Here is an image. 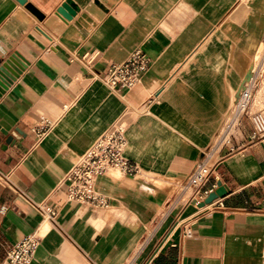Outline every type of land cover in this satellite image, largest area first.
I'll list each match as a JSON object with an SVG mask.
<instances>
[{
	"label": "crops",
	"instance_id": "obj_1",
	"mask_svg": "<svg viewBox=\"0 0 264 264\" xmlns=\"http://www.w3.org/2000/svg\"><path fill=\"white\" fill-rule=\"evenodd\" d=\"M66 1L0 0V65L24 64L0 93V171L27 194L0 182V264L37 228L31 264H264V137L244 116L217 145L264 40V0H72L69 19ZM135 49L150 68L111 88L109 66ZM250 110L264 112V78ZM118 120L140 172L98 178L107 207L67 202L59 180ZM202 161L226 192L204 206L184 188ZM44 201L60 204L55 221Z\"/></svg>",
	"mask_w": 264,
	"mask_h": 264
},
{
	"label": "built area",
	"instance_id": "obj_2",
	"mask_svg": "<svg viewBox=\"0 0 264 264\" xmlns=\"http://www.w3.org/2000/svg\"><path fill=\"white\" fill-rule=\"evenodd\" d=\"M150 66V57L142 49H135L125 60L113 62L109 66L106 83L114 89L129 90L142 81ZM263 78L264 40L255 56L250 75L235 99L236 105L227 117L226 127L217 140V145L230 141L233 128L244 116H248L252 122V137L254 139L264 137V112L250 110L254 89ZM51 127L52 123L49 120H42L36 126L37 136L44 137ZM127 145L126 124L123 120H118L78 157L71 169L59 180L56 190L64 194L67 202L79 208L94 210L107 207L109 197L98 189V178L111 171L128 175L140 172L139 165L125 154ZM212 173V166L202 161L187 178L184 188L192 189V199L196 205L203 202L215 190L216 184L208 185ZM0 182L12 188L19 195L27 197L26 192L11 179L9 174L0 171ZM34 207L42 219L47 221H55L60 210V204L55 201L35 203ZM192 234V229L187 228L186 236H192ZM44 236L45 231L37 228L23 237L9 250L3 264H31Z\"/></svg>",
	"mask_w": 264,
	"mask_h": 264
},
{
	"label": "water",
	"instance_id": "obj_3",
	"mask_svg": "<svg viewBox=\"0 0 264 264\" xmlns=\"http://www.w3.org/2000/svg\"><path fill=\"white\" fill-rule=\"evenodd\" d=\"M76 10V4L72 0H67L64 4H62V6L58 8V13L69 19L75 14ZM23 68L24 64L14 56L13 58H9L0 65V93L1 89H7L8 83L14 81ZM249 75L250 73L248 74L247 78L249 77ZM225 194L226 192L224 190V187L219 184V186L213 192H211L203 202L200 203V206L211 203L215 199L222 197Z\"/></svg>",
	"mask_w": 264,
	"mask_h": 264
},
{
	"label": "bare ground",
	"instance_id": "obj_4",
	"mask_svg": "<svg viewBox=\"0 0 264 264\" xmlns=\"http://www.w3.org/2000/svg\"><path fill=\"white\" fill-rule=\"evenodd\" d=\"M234 105H236V102H235V101H234V103H233V106H234ZM233 106H232V108H233Z\"/></svg>",
	"mask_w": 264,
	"mask_h": 264
},
{
	"label": "rangeland",
	"instance_id": "obj_5",
	"mask_svg": "<svg viewBox=\"0 0 264 264\" xmlns=\"http://www.w3.org/2000/svg\"><path fill=\"white\" fill-rule=\"evenodd\" d=\"M249 1V0H248Z\"/></svg>",
	"mask_w": 264,
	"mask_h": 264
}]
</instances>
